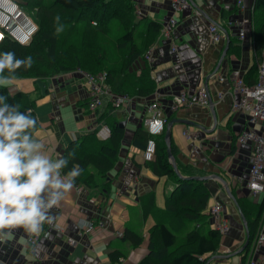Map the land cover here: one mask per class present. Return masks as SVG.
<instances>
[{
	"label": "crops",
	"instance_id": "0c3cea01",
	"mask_svg": "<svg viewBox=\"0 0 264 264\" xmlns=\"http://www.w3.org/2000/svg\"><path fill=\"white\" fill-rule=\"evenodd\" d=\"M131 1L137 15L161 21L162 25L170 16L176 20L168 38L161 33L153 37L150 60L138 57L132 69L149 68V76L160 94L162 111L168 120L173 117L190 119L210 129L213 120L208 106L186 105L171 111L170 97L181 88L190 91L199 88L215 67L225 45V37L223 34L221 40L212 42L207 26L211 21L221 23L222 11L227 14L230 50H227L217 74L225 78L227 72L236 68L248 81L252 82L253 76L256 78V63L264 57V49L258 57L251 33L254 0H241L238 6L235 0H182L177 12L171 11L169 0ZM224 3L231 8H222ZM241 27L246 32L243 39L238 36ZM173 45L176 50H172ZM253 65L256 71H250ZM42 80L48 81L44 93L41 94L38 88L27 91H32L31 99L35 100L33 113L38 124L34 136L44 144L45 151L53 159L71 139L93 130L99 124H106V117L114 118L116 122L126 121L122 147L118 161L109 174L111 187L108 193L104 191L88 197L87 190L81 188L78 193L74 186L53 210L56 218L54 223L63 227L61 232L45 225L44 229L50 231L49 235L28 245L27 234L17 230L15 236L0 241V259L7 264H135L146 252V244L132 248L127 241L116 237L115 233L123 232L127 226L145 236L153 219L148 216L144 222L141 221L139 197L153 191L156 206L163 208L165 196L170 195L175 187L174 182L166 180L165 176L154 175L142 158L141 148L131 143L133 130L142 124L152 95L134 96L132 102L121 109H113L105 102L97 112L92 113L86 108L88 87L83 75L77 70ZM207 84L217 119L216 126L213 131L205 132L197 127L174 123L170 139L174 155L180 163L192 165L203 173L220 174L228 182L235 198H246L255 209L262 201L264 191L255 196L250 195L246 179L251 143H238L236 137L244 128L253 126L257 129L260 124L251 125L246 113L231 110V101L237 94L231 93L230 78H210ZM8 87L13 86L10 84ZM18 87H21L20 82ZM219 91L223 93L221 98L216 97ZM43 103H49L47 110L40 107ZM66 110L70 112L68 121H64L63 113ZM185 132L189 135H185ZM232 143L234 149H231ZM206 186L210 191L207 210L215 198L220 199L223 204L222 215L228 222V230L221 237L216 254L229 255L228 258L220 256L208 264H245L241 262L244 252H238L245 241V229L237 207L218 180H208ZM88 219L94 223L93 229L79 233L77 222ZM69 237L75 239L74 245L68 243ZM115 246L122 248L126 255L118 261H111L108 251ZM254 256L264 264V245Z\"/></svg>",
	"mask_w": 264,
	"mask_h": 264
},
{
	"label": "trees",
	"instance_id": "16d2710c",
	"mask_svg": "<svg viewBox=\"0 0 264 264\" xmlns=\"http://www.w3.org/2000/svg\"><path fill=\"white\" fill-rule=\"evenodd\" d=\"M16 1L36 23L37 30L26 44L9 38L0 41V53L14 52L17 58L31 56L33 59L32 67L18 69L15 78L45 79L63 72L81 70L90 74L105 72V84L113 93L131 97L148 96L156 89L149 76V68L144 66L134 70L132 64L138 57L145 59L146 51L152 47L153 37L161 33L162 24L150 17L138 16L131 0ZM55 11H58L57 14ZM58 13L66 17V22H57ZM226 17L227 14L222 11V22L219 24L227 30ZM251 22L254 49L260 53L264 49V0H254ZM61 26L63 30L57 33V27ZM66 39L70 40L67 45ZM254 67L251 66L250 71H256ZM244 80L253 83L255 77H252V82L245 76ZM31 93L11 91L8 86L0 87V95L7 96L9 104L18 105L21 111L30 108L33 114L35 100L31 99ZM106 124L110 128V135L106 139L97 138L93 129L71 139L59 154L69 160L63 172L66 173L74 165L79 167L80 174L75 186L87 190L88 197L109 192V174L118 161L122 147L124 127L114 118L106 117ZM149 137L141 124L134 128L131 143L140 147L142 154ZM154 140L155 157L144 160L146 166L154 175L165 176L166 180L174 182L175 187L170 195L165 196L163 208L156 206L153 191L142 194L139 197L141 221L151 216L152 225L145 236L126 226L119 237L132 248L146 244V252L135 264H204L207 258L217 253L222 236L209 223L207 208L210 191L206 180H192L186 176L208 173L180 163L170 141L176 166L184 176L178 177L168 161L163 133L155 136ZM236 200L245 216L249 234V244L241 256L244 263L264 208V197L255 209L246 198ZM125 255L119 246L108 251L111 261H118Z\"/></svg>",
	"mask_w": 264,
	"mask_h": 264
},
{
	"label": "built area",
	"instance_id": "2783aa9c",
	"mask_svg": "<svg viewBox=\"0 0 264 264\" xmlns=\"http://www.w3.org/2000/svg\"><path fill=\"white\" fill-rule=\"evenodd\" d=\"M181 4L182 0H169L170 9L173 12L179 11ZM240 4L241 0H235V5L238 6ZM222 8L230 9L231 7L229 4L224 3ZM175 23L176 20L173 16H170L167 22L162 25L161 34L168 38L170 36V29L175 25ZM207 29L212 42H217L222 39L223 33L214 22H209ZM36 30V23L23 10L16 0H0V41L4 38H9L19 44H26L32 39ZM238 36L241 39L246 36V32L242 27L239 28ZM171 48L172 50H176L175 45ZM150 53L151 48L147 50L144 55V57L148 60H150ZM256 66L257 75L253 83H247L244 80V75H242L240 70L236 68L227 72L225 78L223 75L217 74V72L211 75V78H217L219 80L230 78L232 81L231 93L237 94V97L233 98L231 101V110L238 113H246L248 122L251 125L255 123L260 124L257 129L253 128V126L244 128L236 137V141L238 143H251L246 187L252 196L264 191V57L257 61ZM77 71L83 75L84 81L88 87L86 108L90 112H97L105 102H107L113 109H121L132 102L133 97L126 94L113 93L107 88L104 81L105 72L90 74L82 72L81 70ZM151 95L152 99L147 104L146 113L142 120L143 126L150 135L142 151V158L146 161L154 159V137L164 132L167 122L166 116L164 115L160 104V94L154 90ZM222 95L223 93L220 91L216 93L217 98H221ZM186 105H197L200 107H207L209 105V93L203 85L192 91L186 88H181L171 95L169 104V109L171 111H176L180 107ZM29 109L30 108L27 110ZM94 129L96 137L99 139H106L110 135V128L106 124H101L99 127H94ZM185 135H189L188 132H185ZM75 187L79 193L82 187ZM222 210L223 204L218 198L213 200L208 209L210 225L217 229L221 236H223L228 230V222L226 218L223 217ZM51 226L57 232H61L63 230V227L60 224L54 223ZM77 227L79 228V233L88 232L93 229L94 223L90 219L84 221L80 220L77 222ZM49 233V230L44 229L38 238L28 236L27 244L33 245L40 238L47 237ZM115 235L116 237H119L122 235V232L117 231ZM68 243L74 245L75 239L73 237H69ZM263 245L264 208L244 263L262 264L254 258V255ZM0 264L7 263L0 259Z\"/></svg>",
	"mask_w": 264,
	"mask_h": 264
},
{
	"label": "clouds",
	"instance_id": "9594fccd",
	"mask_svg": "<svg viewBox=\"0 0 264 264\" xmlns=\"http://www.w3.org/2000/svg\"><path fill=\"white\" fill-rule=\"evenodd\" d=\"M57 22L59 17L56 18ZM63 28L57 27V33ZM33 59L17 58L14 52L0 53V87L8 86L18 69L32 67ZM37 118L21 111L0 95V241L22 230L40 237L45 225H53V210L74 188L80 174L74 165L66 173L69 160L57 154L53 159L34 136Z\"/></svg>",
	"mask_w": 264,
	"mask_h": 264
},
{
	"label": "water",
	"instance_id": "95a60500",
	"mask_svg": "<svg viewBox=\"0 0 264 264\" xmlns=\"http://www.w3.org/2000/svg\"><path fill=\"white\" fill-rule=\"evenodd\" d=\"M194 6L203 13L202 9H200L196 4H194ZM216 25H218V27L220 28V30L222 31V33L224 34V37H225V45L222 49V52H221V55L215 65V67L206 75L205 77V81H204V88L208 91L209 93V89H208V80L211 78V75L215 74L217 72V70L219 69L220 65H221V62L223 60V58L225 57L226 53H227V50L229 48V43H230V38H229V34H228V31L221 27V25L216 22V21H213ZM208 108H209V111H210V114H211V117H212V120H213V124H212V127L210 129H207V127H205L204 125L200 124V123H197L196 121H193V120H190V119H185V118H179V117H173L171 119H169L167 122H166V125H165V129H164V132H163V139H164V142H165V146H166V154H167V158H168V161L170 162L171 166H172V169L173 171L175 172V174L178 176V177H184L180 174L177 166H176V163H175V158H174V155L171 151V144H170V139H171V129H172V126L174 123H181V124H185V125H190L192 127H197V128H200L202 130H204L205 132H211L213 131V129L215 128L216 126V115L214 113V106H213V102H212V98L209 94V105H208ZM126 123L125 120H122L120 122H118V124L121 126V127H124V124ZM186 178H189V179H192V180H212V179H216L218 180L224 190L226 191L228 197L234 202V204L236 205L237 207V210H238V213L240 215V218L242 220V223H243V226H244V229H245V241L244 243L241 245L240 249L238 252H242L245 247L249 244V234H248V228H247V222H246V219H245V216L241 210V208L239 207L238 203H237V200L235 198V196L230 192V189H229V186H228V182L224 179L223 176H221L220 174L216 173V172H213V173H208V174H205V175H193V176H186ZM220 256L222 257H225V258H228L229 255H220V254H214V255H211L209 258H207V260L205 261L204 264H208L211 260L213 259H216V258H220Z\"/></svg>",
	"mask_w": 264,
	"mask_h": 264
},
{
	"label": "rangeland",
	"instance_id": "374dc122",
	"mask_svg": "<svg viewBox=\"0 0 264 264\" xmlns=\"http://www.w3.org/2000/svg\"><path fill=\"white\" fill-rule=\"evenodd\" d=\"M20 1V0H19ZM49 1V0H47ZM56 14L58 11H55ZM136 12V9H135ZM59 16V21L60 22H66V17L61 15L60 13H58L57 17ZM161 22V21H160ZM78 31V30H77ZM74 40V39H73ZM70 42V40L68 41V39L65 40V45H67ZM73 42V41H72ZM66 47V46H65ZM259 53H258V57H259ZM20 82L21 87H18V83ZM48 81H44L42 79L39 78H32V77H19V78H14L11 85L13 87H9L11 91H15V90H23V91H27V90H32V89H39L40 93H44V89L45 86H47ZM22 88V89H21ZM45 110H47V107L49 108V103H43L42 106ZM44 109H42L43 111H45ZM64 121H68V118L70 117V112L69 111H65L64 113ZM36 115L38 116V112L36 113ZM34 116V113H33ZM100 126V124L98 125V127ZM251 246V244H250ZM249 246V248H250Z\"/></svg>",
	"mask_w": 264,
	"mask_h": 264
},
{
	"label": "bare ground",
	"instance_id": "6f19581e",
	"mask_svg": "<svg viewBox=\"0 0 264 264\" xmlns=\"http://www.w3.org/2000/svg\"><path fill=\"white\" fill-rule=\"evenodd\" d=\"M37 90V89H36Z\"/></svg>",
	"mask_w": 264,
	"mask_h": 264
}]
</instances>
